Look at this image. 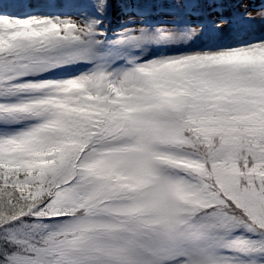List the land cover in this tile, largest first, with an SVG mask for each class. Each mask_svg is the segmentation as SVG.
<instances>
[{
  "label": "snow or ice",
  "instance_id": "obj_1",
  "mask_svg": "<svg viewBox=\"0 0 264 264\" xmlns=\"http://www.w3.org/2000/svg\"><path fill=\"white\" fill-rule=\"evenodd\" d=\"M77 9L0 0V264H264V38Z\"/></svg>",
  "mask_w": 264,
  "mask_h": 264
},
{
  "label": "trees",
  "instance_id": "obj_2",
  "mask_svg": "<svg viewBox=\"0 0 264 264\" xmlns=\"http://www.w3.org/2000/svg\"><path fill=\"white\" fill-rule=\"evenodd\" d=\"M120 1V0H119ZM120 3L115 0L116 10L118 12V20L122 21L125 19L126 16H128L126 13L122 12V8H120ZM184 7V11L182 12L185 16L183 17L182 22L189 21V12H191L194 8L195 13L197 15L201 16L199 17V20L203 21V24L206 26L205 30L206 32H212V23L216 21V18L212 17L210 14V10L214 8L211 0H197V3L194 2V0H185V2L182 4ZM255 6L257 7L259 13L261 10H264V0H255ZM250 6L247 4H243L242 0H227V7L222 8L219 11L222 12V16L228 17L226 21V25L219 29V34H226L229 33V31L236 33L233 37V41L239 40L243 35H247L248 24L247 21H251L253 23V20H240L239 16L243 14L245 11L249 12ZM179 10L175 12V14H179ZM159 13L155 12L153 8H150L147 13H145L143 19H150L151 21L156 20ZM164 14V13H162ZM165 14H171V13H165ZM253 17H255L253 15ZM142 17H139L137 19H141ZM172 21V20H167ZM191 23V21H190ZM253 25V24H252ZM251 25V26H252ZM254 26V25H253ZM224 30H227L224 33ZM227 37V36H226ZM261 38H264V29L260 30V33L256 35H252L246 39L244 42H250L259 40ZM223 43H218L217 45H220ZM238 45V44H236ZM235 46V45H234Z\"/></svg>",
  "mask_w": 264,
  "mask_h": 264
},
{
  "label": "rangeland",
  "instance_id": "obj_3",
  "mask_svg": "<svg viewBox=\"0 0 264 264\" xmlns=\"http://www.w3.org/2000/svg\"><path fill=\"white\" fill-rule=\"evenodd\" d=\"M127 2V0H124ZM219 1V3L227 4L226 0H216ZM215 1V2H216ZM237 1V0H235ZM240 1V0H239ZM22 0H18V3H14V0H5V3L8 5V10L13 12H22L23 6H22ZM72 2V1H71ZM91 0H74L73 5L68 4H59L58 2L55 4V1L53 0H32V3H35L36 6L33 8L35 11H44V12H72L75 13L77 9L78 4H84L89 3ZM185 2V0H130L128 2L129 4H134L139 9L146 10L149 8V6L158 7V8H175L179 6V11L182 12V5ZM242 2L248 4L250 6L249 12L251 15L255 16V19L253 20V23L251 21H247L248 27L247 30V37H250L252 35L260 33L261 29H264V18H261L259 15L258 9L252 8L253 7V0H242ZM138 16H134L133 18L137 19ZM129 18H125L124 22H127ZM174 20H177L179 22L183 21V16L177 15L173 18ZM254 26H253V25ZM169 25V24H168ZM252 25V26H251ZM224 24L221 23V27H223ZM227 30H224V33ZM228 36H234L236 33L229 31L227 33ZM224 36L221 34L220 39H223ZM203 41V40H202Z\"/></svg>",
  "mask_w": 264,
  "mask_h": 264
}]
</instances>
